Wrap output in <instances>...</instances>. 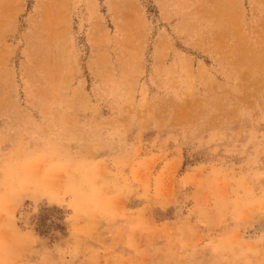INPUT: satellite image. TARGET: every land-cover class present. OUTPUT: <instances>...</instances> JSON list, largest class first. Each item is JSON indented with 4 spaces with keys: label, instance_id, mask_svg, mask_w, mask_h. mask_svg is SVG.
Returning <instances> with one entry per match:
<instances>
[{
    "label": "rangeland",
    "instance_id": "374dc122",
    "mask_svg": "<svg viewBox=\"0 0 264 264\" xmlns=\"http://www.w3.org/2000/svg\"><path fill=\"white\" fill-rule=\"evenodd\" d=\"M0 264H264V0H0Z\"/></svg>",
    "mask_w": 264,
    "mask_h": 264
},
{
    "label": "trees",
    "instance_id": "16d2710c",
    "mask_svg": "<svg viewBox=\"0 0 264 264\" xmlns=\"http://www.w3.org/2000/svg\"><path fill=\"white\" fill-rule=\"evenodd\" d=\"M45 210H50V208L46 207ZM55 210L58 213L57 217L59 219H61L62 218V210H61V208L57 207ZM45 218H46V216L44 214L43 215L40 214V216L38 218L37 225L39 227L38 229H39L40 232L46 231L47 228H48V225H47V222H46Z\"/></svg>",
    "mask_w": 264,
    "mask_h": 264
}]
</instances>
